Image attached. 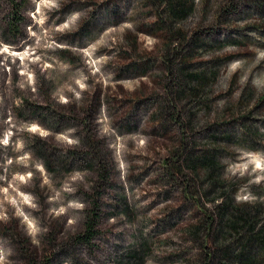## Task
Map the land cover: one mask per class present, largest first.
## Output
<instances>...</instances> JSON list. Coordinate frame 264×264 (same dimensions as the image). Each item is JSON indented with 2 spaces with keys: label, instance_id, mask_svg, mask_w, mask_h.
Wrapping results in <instances>:
<instances>
[{
  "label": "rangeland",
  "instance_id": "1",
  "mask_svg": "<svg viewBox=\"0 0 264 264\" xmlns=\"http://www.w3.org/2000/svg\"><path fill=\"white\" fill-rule=\"evenodd\" d=\"M0 68V264H264V0H0Z\"/></svg>",
  "mask_w": 264,
  "mask_h": 264
},
{
  "label": "trees",
  "instance_id": "2",
  "mask_svg": "<svg viewBox=\"0 0 264 264\" xmlns=\"http://www.w3.org/2000/svg\"><path fill=\"white\" fill-rule=\"evenodd\" d=\"M181 4H182L183 7L179 11L180 14L186 13L187 7L184 5L185 3L182 2ZM108 32H110V34H107V36H109V35H111L113 33L112 30L108 31ZM51 33H52V30H49L48 34H42V33L38 32V33L33 35V37H34L33 40L35 42L37 37L38 38L42 37V42H43L45 39L50 38V34ZM41 45H42V43L36 45V48L39 49L41 47ZM7 61H9V60L7 59ZM36 64H37V62H36ZM25 69L28 70V66L27 65H25L23 67V70H25ZM0 70H1V68H0ZM24 73H26V72H24ZM20 79L22 80L23 77H20ZM241 159H243V158L241 157ZM192 162L195 165L200 163V162L207 163V164H209V166L211 168H214L213 162L211 160H209V159L208 160L207 159H192ZM228 208H229V206L227 205V207H225L224 209L227 210ZM99 210H100L99 203H96L94 201L93 207L88 210L89 215H88V218H87V221H86V226H85L86 227V231H85L84 235L79 236L82 241H87V240L92 239V237L95 236V234L97 233L96 225H97V220H99V218H100V211ZM238 219H241V217L238 218ZM236 226H237V223L234 222L233 223V227H236ZM249 263H250L249 260H247L246 264H249Z\"/></svg>",
  "mask_w": 264,
  "mask_h": 264
}]
</instances>
